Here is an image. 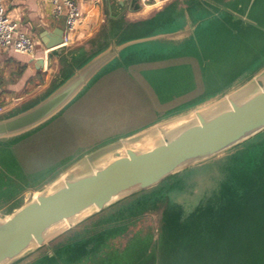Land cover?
I'll return each mask as SVG.
<instances>
[{
    "label": "water",
    "instance_id": "obj_1",
    "mask_svg": "<svg viewBox=\"0 0 264 264\" xmlns=\"http://www.w3.org/2000/svg\"><path fill=\"white\" fill-rule=\"evenodd\" d=\"M111 2L98 33L77 48L61 46V29L43 32L47 52L36 69L48 62L54 84L0 113V164H16L28 182L44 173L14 207L0 208V264H16L31 249L52 256L74 233L110 223L135 231L150 211L158 215L149 226L155 254L145 264H175L192 253V231L171 227L161 245L160 211L148 204L116 216L126 201L143 195L151 202L161 191L180 223L216 194L228 164H262L264 0H168L139 21L125 16L141 9L137 0ZM104 131L107 137L67 161ZM253 147L246 159L241 153ZM225 154V175L189 212L169 198L181 173Z\"/></svg>",
    "mask_w": 264,
    "mask_h": 264
},
{
    "label": "trees",
    "instance_id": "obj_2",
    "mask_svg": "<svg viewBox=\"0 0 264 264\" xmlns=\"http://www.w3.org/2000/svg\"><path fill=\"white\" fill-rule=\"evenodd\" d=\"M33 81L35 87L43 85L44 76L40 71ZM254 150L255 147L241 154L249 159ZM261 163L228 164L230 169L216 194L180 223L176 222L178 212L169 207L166 199L151 201L152 208L161 214V245L171 227L192 231L195 240L191 244L192 253L188 259H180L175 264H264V145ZM0 167L3 169L0 171V208L9 203V208L14 207L21 191L38 186L37 181L36 184L30 181L44 177V173L36 172L28 182L30 176L21 170L17 172L16 164H0ZM155 193L161 194L160 191ZM109 229L106 227L84 236L74 233L53 249L52 256L42 254L30 264H87L90 258L109 262L111 249L122 246L104 237L103 233L109 234ZM148 231L139 228L125 232L127 242L123 247L128 257L116 258L111 264H145L154 257L155 245L152 236L147 237L150 236Z\"/></svg>",
    "mask_w": 264,
    "mask_h": 264
},
{
    "label": "crops",
    "instance_id": "obj_3",
    "mask_svg": "<svg viewBox=\"0 0 264 264\" xmlns=\"http://www.w3.org/2000/svg\"><path fill=\"white\" fill-rule=\"evenodd\" d=\"M111 6V0L80 1L84 17L73 36L72 48L81 46L98 33ZM2 7L5 15L35 42L33 56L17 54L12 49L0 50V108L7 110L20 105L26 96L40 87H35V81L32 82L37 71L45 77L52 72L53 67L50 68L48 62L42 69H36L38 60L47 52L41 43V35L43 32L51 34L56 29L64 31L66 9L62 7L58 16L53 14L50 0H2ZM162 7L161 4L142 6L137 12H126L125 16L129 21H139L150 18ZM52 60L56 64L57 60Z\"/></svg>",
    "mask_w": 264,
    "mask_h": 264
},
{
    "label": "rangeland",
    "instance_id": "obj_4",
    "mask_svg": "<svg viewBox=\"0 0 264 264\" xmlns=\"http://www.w3.org/2000/svg\"><path fill=\"white\" fill-rule=\"evenodd\" d=\"M34 47H35V42H34ZM54 82H55V79L53 77L52 72L49 73L48 75H46V77L44 76L43 85H41L39 88H37L32 94L26 96L23 99V101L21 102V104L18 106H22L26 103H29V102L33 101L34 99H36L37 97L41 96L47 89H49L54 84ZM160 90H162V89L161 88L155 89V92H159ZM164 92H161V93H164ZM8 109H10V108H8ZM108 132L109 131H104L101 133L96 132V133L92 134L90 137V140L92 142L84 143V144L74 148L72 150V153L70 155H68L69 157H68L67 161L70 162V160L77 158L82 153H84L85 150L91 145H92L91 146V148H92L94 144L99 142L104 137H107ZM119 132H123V131L118 130L116 133H119ZM228 154L231 155V152ZM227 156H229V155H227V154L221 155V156H219V157H217V158H215L209 162L204 163L207 165H202L200 167H196L194 169H191L188 172L181 173L180 177L178 178L181 180V184L176 189H174L172 192L169 193V195H168L169 198L171 200H173L174 202L181 204L184 207V209L187 212H189L195 206V204H197L198 200L206 192H210L211 190H213L217 186L219 180L222 178L223 175H225V168L222 164H227L225 161ZM66 165H68V162L66 163ZM61 166H65V165L64 164H54L53 170L58 169ZM155 192L152 193L155 195L153 200L161 198L160 197L161 194L155 193ZM160 193H161V191H160ZM30 198H31L30 194L25 195V200H28ZM133 199H136V200L130 199L131 201L130 200H128L129 202L126 201V203L123 205L124 209L121 210L118 213V215H116V216L123 217L125 215L135 213V212L139 211L140 209H142V207H139V206L151 204V202L147 201L146 198L143 197V195L135 197ZM120 207H122V206L120 205ZM106 214H105V216H106ZM0 215H2V211H0ZM98 219H97L98 221H96V222L102 221L101 217ZM110 220H113V218H110ZM157 221H158V215L155 212H153V211L147 212L145 215H143L142 220L136 224L137 226L135 227V230L139 229V228L149 227V226L155 228ZM100 224H97V225L99 226ZM117 227L115 225H114V227H112V223H110L111 230L109 229L110 230L109 234L103 233V235H104V237L106 235V237L109 238V242H113V243L122 245L123 243L127 242V238H126V236H124L125 232H129V230L133 226H131L130 224H125V226L119 225ZM151 227H149L150 231H148V234L150 236L146 235L149 238L152 236ZM45 251H47V248L39 249V250L31 249V250L27 251L21 257L22 259L20 260V262H18L16 264H24V263L32 260L33 258L39 256L40 254H42ZM124 252H125V248L123 247V245L119 246V247L117 246L115 250L111 249L109 262L107 261V262L102 263V262H100V260L98 261V258H95L93 260L90 258L89 260H87V264H111V262L116 261V258L125 259V257H128V255H127L128 252L126 251V254Z\"/></svg>",
    "mask_w": 264,
    "mask_h": 264
},
{
    "label": "built area",
    "instance_id": "obj_5",
    "mask_svg": "<svg viewBox=\"0 0 264 264\" xmlns=\"http://www.w3.org/2000/svg\"><path fill=\"white\" fill-rule=\"evenodd\" d=\"M80 1L81 0H50L53 14L58 16L61 14L62 7L66 9L65 29L62 34L61 46H68L73 43V36L77 27L83 20L84 16L80 8ZM137 1L141 6H149L160 5L168 0ZM34 48V41L25 32L20 30L16 22L5 15L2 7V0H0V50L12 49L17 54L33 56ZM2 111V108H0V113Z\"/></svg>",
    "mask_w": 264,
    "mask_h": 264
},
{
    "label": "bare ground",
    "instance_id": "obj_6",
    "mask_svg": "<svg viewBox=\"0 0 264 264\" xmlns=\"http://www.w3.org/2000/svg\"><path fill=\"white\" fill-rule=\"evenodd\" d=\"M146 145H147V144H142L141 146L144 147V146H146Z\"/></svg>",
    "mask_w": 264,
    "mask_h": 264
}]
</instances>
